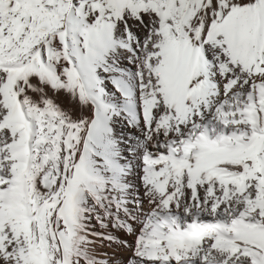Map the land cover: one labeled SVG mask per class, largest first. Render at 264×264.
<instances>
[{
	"label": "snow or ice",
	"instance_id": "snow-or-ice-1",
	"mask_svg": "<svg viewBox=\"0 0 264 264\" xmlns=\"http://www.w3.org/2000/svg\"><path fill=\"white\" fill-rule=\"evenodd\" d=\"M0 264H264V0H0Z\"/></svg>",
	"mask_w": 264,
	"mask_h": 264
}]
</instances>
